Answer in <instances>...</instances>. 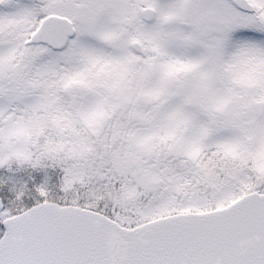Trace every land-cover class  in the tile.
Returning a JSON list of instances; mask_svg holds the SVG:
<instances>
[{
  "label": "snow or ice",
  "instance_id": "1",
  "mask_svg": "<svg viewBox=\"0 0 264 264\" xmlns=\"http://www.w3.org/2000/svg\"><path fill=\"white\" fill-rule=\"evenodd\" d=\"M0 264H264V0H0Z\"/></svg>",
  "mask_w": 264,
  "mask_h": 264
}]
</instances>
